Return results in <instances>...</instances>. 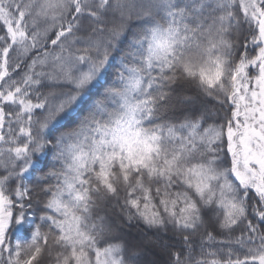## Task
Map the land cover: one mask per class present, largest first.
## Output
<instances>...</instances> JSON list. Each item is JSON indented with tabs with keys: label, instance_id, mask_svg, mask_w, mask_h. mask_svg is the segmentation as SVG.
Here are the masks:
<instances>
[{
	"label": "trees",
	"instance_id": "16d2710c",
	"mask_svg": "<svg viewBox=\"0 0 264 264\" xmlns=\"http://www.w3.org/2000/svg\"><path fill=\"white\" fill-rule=\"evenodd\" d=\"M263 68L264 0H0V264H264L229 151Z\"/></svg>",
	"mask_w": 264,
	"mask_h": 264
},
{
	"label": "rangeland",
	"instance_id": "374dc122",
	"mask_svg": "<svg viewBox=\"0 0 264 264\" xmlns=\"http://www.w3.org/2000/svg\"><path fill=\"white\" fill-rule=\"evenodd\" d=\"M54 67L60 79L69 82L76 89L90 80L89 73L77 76L76 70L80 65L69 58L55 59ZM244 111L248 123L241 129L237 141L229 146V151L237 157L233 177L242 186L258 193L264 204V68L254 79L252 89L244 96ZM5 219L0 197V230L6 225ZM137 244L146 248L142 252L144 259L141 261L144 263L147 260L145 264H155L150 253L159 255L152 250L159 249L158 242L141 240Z\"/></svg>",
	"mask_w": 264,
	"mask_h": 264
},
{
	"label": "bare ground",
	"instance_id": "6f19581e",
	"mask_svg": "<svg viewBox=\"0 0 264 264\" xmlns=\"http://www.w3.org/2000/svg\"><path fill=\"white\" fill-rule=\"evenodd\" d=\"M235 163H236V161H235ZM234 169H235V164H234V166H233V171H234ZM238 182V181H237ZM239 183V182H238ZM252 191L253 192H255L253 189H252Z\"/></svg>",
	"mask_w": 264,
	"mask_h": 264
}]
</instances>
